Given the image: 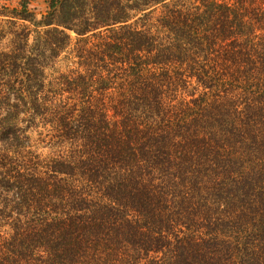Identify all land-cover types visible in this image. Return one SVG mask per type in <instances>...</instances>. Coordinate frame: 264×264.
Here are the masks:
<instances>
[{
  "label": "trees",
  "instance_id": "obj_1",
  "mask_svg": "<svg viewBox=\"0 0 264 264\" xmlns=\"http://www.w3.org/2000/svg\"><path fill=\"white\" fill-rule=\"evenodd\" d=\"M32 1L0 0V264H264V0Z\"/></svg>",
  "mask_w": 264,
  "mask_h": 264
},
{
  "label": "rangeland",
  "instance_id": "obj_2",
  "mask_svg": "<svg viewBox=\"0 0 264 264\" xmlns=\"http://www.w3.org/2000/svg\"><path fill=\"white\" fill-rule=\"evenodd\" d=\"M50 0H33L29 5L37 20H40L42 15H45L48 11ZM58 18H54L56 22ZM54 26V25H52ZM34 30L35 27L30 25ZM50 27V26H49ZM47 28L46 26H40L37 29ZM32 30V35L35 33ZM69 40L65 47L59 52L50 51L46 44L44 48L47 51V55L41 59L42 77L46 81H53L60 73L66 72L69 69H80V58L78 57L77 48V35L73 31H67ZM7 40L4 38L0 41L1 45H4ZM35 127L30 129L29 133L32 140L34 149L43 156H51L53 153H57L58 150L67 148V144L64 139H56L53 137L54 129L39 120V117L34 120ZM33 124V125H34ZM50 135L52 138H50ZM61 152V151H60Z\"/></svg>",
  "mask_w": 264,
  "mask_h": 264
}]
</instances>
